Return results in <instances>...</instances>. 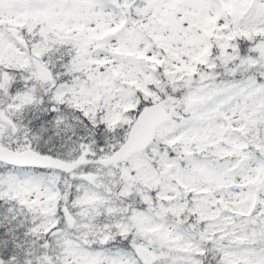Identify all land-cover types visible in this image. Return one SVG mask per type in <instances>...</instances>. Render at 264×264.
Here are the masks:
<instances>
[{"label":"snow or ice","instance_id":"6c2138e0","mask_svg":"<svg viewBox=\"0 0 264 264\" xmlns=\"http://www.w3.org/2000/svg\"><path fill=\"white\" fill-rule=\"evenodd\" d=\"M0 264H264V0H0Z\"/></svg>","mask_w":264,"mask_h":264}]
</instances>
